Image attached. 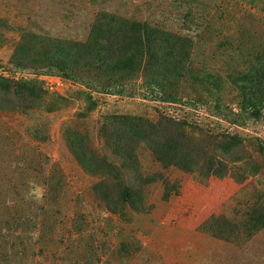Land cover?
I'll return each mask as SVG.
<instances>
[{"label":"rangeland","instance_id":"rangeland-1","mask_svg":"<svg viewBox=\"0 0 264 264\" xmlns=\"http://www.w3.org/2000/svg\"><path fill=\"white\" fill-rule=\"evenodd\" d=\"M0 264H264V0H0Z\"/></svg>","mask_w":264,"mask_h":264},{"label":"trees","instance_id":"trees-1","mask_svg":"<svg viewBox=\"0 0 264 264\" xmlns=\"http://www.w3.org/2000/svg\"><path fill=\"white\" fill-rule=\"evenodd\" d=\"M159 76V75H158ZM160 77L162 78V79H165L166 78V75H165V73L164 74H160ZM154 83H158V81H154ZM121 86H123V83L121 84ZM163 90V89H162Z\"/></svg>","mask_w":264,"mask_h":264},{"label":"bare ground","instance_id":"bare-ground-1","mask_svg":"<svg viewBox=\"0 0 264 264\" xmlns=\"http://www.w3.org/2000/svg\"><path fill=\"white\" fill-rule=\"evenodd\" d=\"M168 98V97H167Z\"/></svg>","mask_w":264,"mask_h":264}]
</instances>
